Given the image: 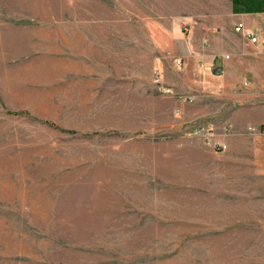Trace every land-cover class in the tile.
Instances as JSON below:
<instances>
[{
	"label": "rangeland",
	"instance_id": "obj_1",
	"mask_svg": "<svg viewBox=\"0 0 264 264\" xmlns=\"http://www.w3.org/2000/svg\"><path fill=\"white\" fill-rule=\"evenodd\" d=\"M236 20L0 0V264H264V38Z\"/></svg>",
	"mask_w": 264,
	"mask_h": 264
},
{
	"label": "crops",
	"instance_id": "obj_2",
	"mask_svg": "<svg viewBox=\"0 0 264 264\" xmlns=\"http://www.w3.org/2000/svg\"><path fill=\"white\" fill-rule=\"evenodd\" d=\"M227 2L229 13L237 19L236 21L241 22L243 27L252 34L264 38V0H227ZM199 32H201V35H206L209 39V49L206 53H201V56L206 59L208 63H212V65L219 69L220 73L222 70L224 72L225 69H227V73L230 64H226L218 59L221 47L213 44L212 37L209 33L201 31L200 28ZM193 33H195V31H193ZM202 43H206V39H202ZM217 59L218 61L216 63L215 60Z\"/></svg>",
	"mask_w": 264,
	"mask_h": 264
},
{
	"label": "built area",
	"instance_id": "obj_3",
	"mask_svg": "<svg viewBox=\"0 0 264 264\" xmlns=\"http://www.w3.org/2000/svg\"><path fill=\"white\" fill-rule=\"evenodd\" d=\"M181 24L184 27L188 25L187 22H182ZM233 30L235 32H241L244 36L249 37V40L252 43H258L259 42V39L257 37H255L249 30L245 29L241 22L235 23L234 26H233ZM223 57L227 58L228 56L227 55H223ZM176 62L179 63V60L177 59ZM211 66H212L211 67L212 69H215L216 72H219V69H217L214 65H211ZM162 91L167 93L168 89H163ZM197 132H199V131H197Z\"/></svg>",
	"mask_w": 264,
	"mask_h": 264
}]
</instances>
